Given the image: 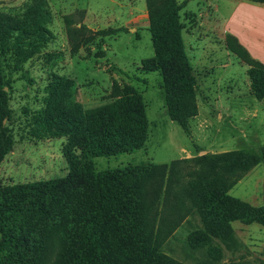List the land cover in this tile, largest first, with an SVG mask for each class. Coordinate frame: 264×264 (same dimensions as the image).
<instances>
[{"label":"trees","instance_id":"16d2710c","mask_svg":"<svg viewBox=\"0 0 264 264\" xmlns=\"http://www.w3.org/2000/svg\"><path fill=\"white\" fill-rule=\"evenodd\" d=\"M145 1L155 49L147 69L160 71L168 114L187 130V118L196 104L195 78L178 19L183 3ZM49 18L45 0H30L21 11L0 10V161L14 142L5 123L12 116L11 74L53 37L47 27ZM65 21L69 39L77 46L78 30L71 27L70 16ZM123 29L97 32L109 35ZM226 45L249 65L253 94L262 99L264 62L250 55L232 34L226 35ZM47 91L46 107L34 116L33 125L40 134L67 137L69 172L54 179L0 184V264H183L159 250L164 237L189 212L187 208L176 213L184 203L172 195L174 167L179 161L100 172L94 167L96 156L140 146L146 125L140 93L130 85L114 83L110 100L85 108L75 100L74 80L58 74L52 75ZM260 150L196 157L200 168L192 197L202 216L204 234L234 241L230 220L237 213L245 222L264 223V205L252 206L228 193L238 177L264 159V145ZM222 170L235 177L220 181Z\"/></svg>","mask_w":264,"mask_h":264},{"label":"rangeland","instance_id":"374dc122","mask_svg":"<svg viewBox=\"0 0 264 264\" xmlns=\"http://www.w3.org/2000/svg\"><path fill=\"white\" fill-rule=\"evenodd\" d=\"M28 1L0 0V10L21 11ZM45 1L50 15L47 27L53 37L11 74L12 116L5 123L14 142L0 161V184L54 179L69 172L67 137L40 134L33 125L34 116L46 107L53 74L74 80L75 100L85 108L110 100L114 83L130 85L144 104L143 140L132 150L94 157L96 171L178 160L172 195L184 203L176 213L187 208L189 212L164 237L159 250L183 264H264V223L245 222L237 213L230 220L234 241H223L204 234L202 216L192 197L200 168L197 156L236 149L260 153L264 145V96L255 97L249 65L226 45L228 33L236 36L231 32L234 25L241 34V41L236 36L238 41L250 55L264 57V3L176 0L183 3L178 19L195 78L196 110L187 118L186 130L168 114L160 71L147 69L155 49L145 0ZM235 4L246 20L235 19ZM66 16L78 30L77 46L69 39ZM109 27L124 29L109 35L97 32ZM86 35L91 36L89 40H84ZM254 111H259V121ZM233 177L222 170L219 180ZM228 193L252 206L264 205V159L238 177ZM172 218L178 217L172 214Z\"/></svg>","mask_w":264,"mask_h":264},{"label":"crops","instance_id":"0c3cea01","mask_svg":"<svg viewBox=\"0 0 264 264\" xmlns=\"http://www.w3.org/2000/svg\"><path fill=\"white\" fill-rule=\"evenodd\" d=\"M240 3H242V2L240 1ZM239 4L238 5L235 4V7H233V9H234V11H233L234 17H235V19L240 18L242 20H246V18L244 17L243 13L239 11V7H238ZM231 32H233L238 37V39L241 41V34H240V31L237 30V27L235 28V26L233 25L231 27ZM255 57H257V59H259L260 61L264 62V57L263 56L255 54ZM253 114H255V115L257 114V116H256L257 117V121H259V119H260V118H258L259 117L258 116L259 115V111L258 112L254 111Z\"/></svg>","mask_w":264,"mask_h":264}]
</instances>
